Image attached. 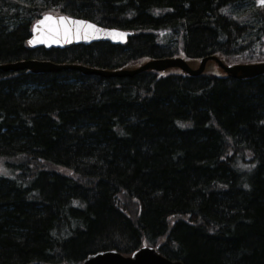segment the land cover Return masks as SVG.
Listing matches in <instances>:
<instances>
[{
  "label": "trees",
  "instance_id": "trees-1",
  "mask_svg": "<svg viewBox=\"0 0 264 264\" xmlns=\"http://www.w3.org/2000/svg\"><path fill=\"white\" fill-rule=\"evenodd\" d=\"M48 12L132 35L32 49L31 27ZM177 55L192 67L211 55L264 61V5L0 0V64L119 70ZM215 66L132 77L0 68V167L14 172L0 175V264H80L143 245L184 264H264V74Z\"/></svg>",
  "mask_w": 264,
  "mask_h": 264
},
{
  "label": "water",
  "instance_id": "water-1",
  "mask_svg": "<svg viewBox=\"0 0 264 264\" xmlns=\"http://www.w3.org/2000/svg\"><path fill=\"white\" fill-rule=\"evenodd\" d=\"M48 16H51L52 19H46ZM61 17L66 19L61 20ZM73 21L79 23H73ZM131 34L130 31L101 26L84 18L46 13L34 22L27 43L32 49L39 47L62 49L71 45H90L95 42L122 45L128 41ZM30 41L32 42L30 43ZM208 61H215L226 74L234 78H248L264 74V61L227 65L215 55L202 58L196 68L191 67L182 56L152 59L137 68L119 70L36 59L0 64V68L4 71L11 70L14 72L27 70L36 74L76 69L88 75L132 77L144 71L161 72L168 68L177 67L188 75L197 76L204 72ZM81 264H184V262L166 257L154 246L144 245L129 256L116 249L98 251L88 255Z\"/></svg>",
  "mask_w": 264,
  "mask_h": 264
},
{
  "label": "rangeland",
  "instance_id": "rangeland-1",
  "mask_svg": "<svg viewBox=\"0 0 264 264\" xmlns=\"http://www.w3.org/2000/svg\"><path fill=\"white\" fill-rule=\"evenodd\" d=\"M249 8H250L249 4L243 3V4L238 5L235 9L233 8L232 9V13L235 14V15H239V14H242V13L246 12ZM144 62H146V61H144ZM210 64H211V61L208 62L207 66L210 65ZM219 69L222 71V69L220 67L219 68L216 67V70H219ZM207 70H209V68H207ZM12 173H14V172L11 169H4L3 167H0V175L12 178V177H14V175Z\"/></svg>",
  "mask_w": 264,
  "mask_h": 264
},
{
  "label": "snow or ice",
  "instance_id": "snow-or-ice-1",
  "mask_svg": "<svg viewBox=\"0 0 264 264\" xmlns=\"http://www.w3.org/2000/svg\"><path fill=\"white\" fill-rule=\"evenodd\" d=\"M258 3H260L261 5H264V0H258ZM46 19H52V17L51 16H48V17H46ZM61 20H64V19H66V18H64V17H61L60 18ZM73 23H79V22H76V21H73ZM90 27H92V25H89ZM32 41H30V43H31Z\"/></svg>",
  "mask_w": 264,
  "mask_h": 264
}]
</instances>
